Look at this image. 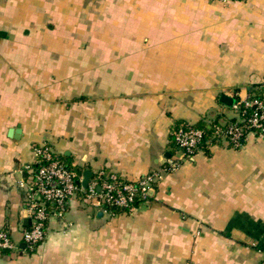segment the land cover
Wrapping results in <instances>:
<instances>
[{
	"label": "crops",
	"instance_id": "0c3cea01",
	"mask_svg": "<svg viewBox=\"0 0 264 264\" xmlns=\"http://www.w3.org/2000/svg\"><path fill=\"white\" fill-rule=\"evenodd\" d=\"M261 84L264 0H0V226L18 244L0 264H264L255 134L200 148L131 210L75 197L21 246L33 145L135 179L174 153V124L228 121L220 96Z\"/></svg>",
	"mask_w": 264,
	"mask_h": 264
},
{
	"label": "built area",
	"instance_id": "2783aa9c",
	"mask_svg": "<svg viewBox=\"0 0 264 264\" xmlns=\"http://www.w3.org/2000/svg\"><path fill=\"white\" fill-rule=\"evenodd\" d=\"M231 107L235 119L224 126L215 125L214 139H208L207 144L227 141L231 146L238 147L248 134L264 135V84L249 88L244 95L235 97ZM203 136L201 127L188 122L181 124L173 131L174 153L156 168L135 179H126L114 171L99 168L92 171L86 185L81 184L83 175H76L64 165L47 142L33 145L35 164L25 166L27 175L20 180L25 190L26 211L30 216V225L21 232L25 248L33 251L43 241L48 218L52 215L62 217L75 197L110 212L111 207L131 210L148 200L149 190L154 188L162 174L176 169L184 159L191 158L200 149ZM17 248V241L10 231L0 226V257Z\"/></svg>",
	"mask_w": 264,
	"mask_h": 264
},
{
	"label": "trees",
	"instance_id": "16d2710c",
	"mask_svg": "<svg viewBox=\"0 0 264 264\" xmlns=\"http://www.w3.org/2000/svg\"><path fill=\"white\" fill-rule=\"evenodd\" d=\"M257 89H254V91H256ZM235 119V116L232 117L230 120L228 121H220V120H214L213 122H211L210 126H207L205 123H201V122H198V123H195L193 124L194 126H197V127H201L204 131V136H203V139L201 141V144H200V148H204L206 149V145H207V140L208 139H212L213 141V133H214V128H215V125H220V126H224L223 124L229 122V121H232ZM187 123L186 121H179L177 122L176 124H174V126L172 127L171 129V132H170V137H171V140L174 144L173 146V150H175V143H174V140H173V131L181 124H185ZM56 156L64 163V165H66L70 170L74 171L76 173V175H81L82 173V168H80L78 165L76 164H73L71 162H69L63 155H60L58 153H56ZM111 211L112 212H119V211H128V209H120V208H115V207H111Z\"/></svg>",
	"mask_w": 264,
	"mask_h": 264
},
{
	"label": "water",
	"instance_id": "95a60500",
	"mask_svg": "<svg viewBox=\"0 0 264 264\" xmlns=\"http://www.w3.org/2000/svg\"><path fill=\"white\" fill-rule=\"evenodd\" d=\"M220 100L223 103L227 104V105H231L234 102L235 98L232 97V96H229L227 94H222L220 96ZM19 132H20V128L19 127H17V128H10L9 129V132H8V135L15 137V136L18 135ZM91 174H92V170L91 169H88V168L85 169L83 171V177L81 179V184L86 185L87 184V181H88V178L91 176ZM153 192H154V188H151L149 190V193L152 194ZM21 246H23V247L25 246L24 242H22Z\"/></svg>",
	"mask_w": 264,
	"mask_h": 264
}]
</instances>
